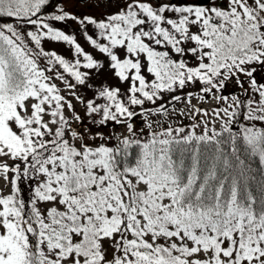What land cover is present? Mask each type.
<instances>
[{
    "label": "snow or ice",
    "instance_id": "6c2138e0",
    "mask_svg": "<svg viewBox=\"0 0 264 264\" xmlns=\"http://www.w3.org/2000/svg\"><path fill=\"white\" fill-rule=\"evenodd\" d=\"M102 2L0 0V264H264V0Z\"/></svg>",
    "mask_w": 264,
    "mask_h": 264
},
{
    "label": "rangeland",
    "instance_id": "374dc122",
    "mask_svg": "<svg viewBox=\"0 0 264 264\" xmlns=\"http://www.w3.org/2000/svg\"><path fill=\"white\" fill-rule=\"evenodd\" d=\"M66 3L76 12V14H85V15L90 14L88 8H91L92 10H96L97 12L99 8L104 7V3L102 2V0H66ZM76 28L78 27L76 26ZM228 90H231L233 92V87L229 85ZM235 91L238 93L239 89L237 88ZM193 103L196 104L198 103V101L193 100ZM179 106H182V105H178V107ZM216 106L217 105H216L215 100H209L206 104H204V107L209 108V109L214 108ZM151 119L155 120L157 119V117H151ZM185 122L187 123V121ZM135 123H136V126L139 128L143 126V119L137 120L135 121ZM116 130L118 132H123L122 128H117L115 129V131ZM9 163H11V161H9ZM3 188H6L9 190L10 185L7 183V181L3 177H0V190Z\"/></svg>",
    "mask_w": 264,
    "mask_h": 264
},
{
    "label": "trees",
    "instance_id": "16d2710c",
    "mask_svg": "<svg viewBox=\"0 0 264 264\" xmlns=\"http://www.w3.org/2000/svg\"><path fill=\"white\" fill-rule=\"evenodd\" d=\"M57 2H62L63 3V6L67 9V10H71L74 14H76V12L66 3V0H57ZM89 9V12L90 14H98L100 13L101 11H104V7H101L99 8V10L96 12V10H92L91 8H88ZM77 15H80V14H77ZM0 22H12L10 18H7V17H4V18H0ZM70 28L72 31H76L79 26L75 23V22H72V21H69L68 22ZM76 26L78 28H76ZM81 42L84 43V41L81 39ZM86 47H88L86 44H85ZM48 47H51V48H56L61 54H67L66 51H65V46L62 45V44H57L55 42H52L51 44L48 45ZM232 93L231 90H228V87L224 90L223 94L224 95H228ZM90 95V93H89ZM78 107V106H77ZM142 118H137V120H141ZM186 123V122H185ZM119 128V126L116 127V129ZM108 131H115V129H112V128H106L105 129V132H108ZM117 131V130H116ZM33 182L31 181H24L22 182V188H23V195L25 197V199L27 200L28 198H30L32 196V191H31V185H32ZM4 191V190H2ZM6 192V191H4Z\"/></svg>",
    "mask_w": 264,
    "mask_h": 264
}]
</instances>
